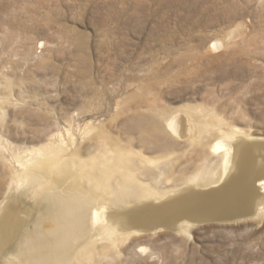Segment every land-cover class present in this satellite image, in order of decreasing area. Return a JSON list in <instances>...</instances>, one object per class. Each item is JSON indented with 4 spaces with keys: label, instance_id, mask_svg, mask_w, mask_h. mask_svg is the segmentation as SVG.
<instances>
[{
    "label": "rangeland",
    "instance_id": "obj_1",
    "mask_svg": "<svg viewBox=\"0 0 264 264\" xmlns=\"http://www.w3.org/2000/svg\"><path fill=\"white\" fill-rule=\"evenodd\" d=\"M193 107L222 130L264 141V0H0L6 157L10 148L35 150L63 138L74 142L61 156L74 151L89 160L102 140L130 153L141 183L179 187L197 165L217 169L208 146L221 138L206 135L199 149L186 136L153 140L150 117ZM8 162L0 158V201L11 176ZM92 184L83 181L84 192ZM85 193L96 199L97 211L107 207ZM262 203L252 214L193 220L187 233L180 232L181 221L175 230L113 241L97 233L96 244L108 248L109 264H264ZM116 227L110 224L109 237L120 234Z\"/></svg>",
    "mask_w": 264,
    "mask_h": 264
},
{
    "label": "bare ground",
    "instance_id": "obj_2",
    "mask_svg": "<svg viewBox=\"0 0 264 264\" xmlns=\"http://www.w3.org/2000/svg\"><path fill=\"white\" fill-rule=\"evenodd\" d=\"M214 45L221 48L224 41L218 40ZM195 112L193 107L168 116L148 115L154 128L148 135L153 140H161L165 135L173 139L186 136V142L197 147L206 145L203 142L206 135L218 134L221 138L218 143L208 146L216 157V170L214 166L212 169L211 165L208 167L202 163L197 165L194 173L185 176L181 186L176 187V184L166 190L155 189L136 178L131 165L135 159L119 148L121 144L112 149L107 146V141L101 140L97 142V153L89 160L79 158L74 151L61 156L74 142L72 140L70 144L63 138H59L57 144L50 143L35 150L10 148L9 157L0 149V158L10 161L11 170L0 201V264H109L108 248L96 244L100 236L97 233L113 241L143 230H151L153 235L161 230L155 229L157 226L175 230L181 221L186 222V227L178 230L187 233L188 223L209 215L222 216L223 219V216L255 213L257 206L264 202V141L254 139L250 134L244 135L235 128L222 130L218 128L217 120H205ZM195 128L196 136L193 134ZM147 172L151 173L150 170ZM83 181L86 184L93 182L85 192L90 191L89 196L99 199V203L108 204L104 210H96V199L90 200L84 192ZM115 208L122 209L114 211ZM105 220L108 225L99 228L96 221ZM115 222L119 227L114 230L120 234L109 237L112 232L109 226Z\"/></svg>",
    "mask_w": 264,
    "mask_h": 264
},
{
    "label": "water",
    "instance_id": "obj_3",
    "mask_svg": "<svg viewBox=\"0 0 264 264\" xmlns=\"http://www.w3.org/2000/svg\"><path fill=\"white\" fill-rule=\"evenodd\" d=\"M235 221V220H233ZM209 223H213V222H209ZM155 229H163V230H173V227H166V226H157ZM144 233H149L151 232V230H143Z\"/></svg>",
    "mask_w": 264,
    "mask_h": 264
}]
</instances>
